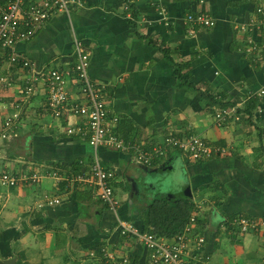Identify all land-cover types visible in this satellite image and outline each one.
Listing matches in <instances>:
<instances>
[{"label":"crops","instance_id":"1","mask_svg":"<svg viewBox=\"0 0 264 264\" xmlns=\"http://www.w3.org/2000/svg\"><path fill=\"white\" fill-rule=\"evenodd\" d=\"M258 7L264 8V0H77L68 11L53 12L30 39L15 45L35 68L46 71L73 65V38H78L108 113L118 115L117 125L134 131L129 138L143 147L160 143L168 132L195 133L227 145L228 154L202 160L170 148L150 165L153 170L135 161L131 151L101 149V164L114 170L113 185L123 190L117 197L118 214L138 228H143L144 208L154 197L166 195L150 188L151 175L174 168L184 173L179 185L189 187L195 213L189 234L204 238L199 247L191 244L190 264H264V230L243 231L235 222L237 214L256 217L264 212V152L256 149L264 146V28L249 24L264 18ZM196 10L210 13L215 24L189 23L186 13ZM247 35L257 44L253 51H245ZM164 52L174 61L189 62L184 71L199 89L218 99L224 92L233 102L228 105L238 106L239 118L217 124L213 113L219 106L208 104L199 89L179 86ZM26 72L0 48V75L13 79L9 87L0 85V130L15 103L21 105L16 135L0 136V172L20 173L38 165L45 170L39 181L0 186V264L18 259L33 264H148V248L119 231L115 214L91 186H75L90 191L74 198L73 188L67 190L64 180L52 174L53 169L68 170L64 165L83 157L91 146L78 135L63 140L66 124L83 118L54 116L46 107L42 78L32 94L21 97ZM66 88L77 100L80 90L73 75ZM250 95L258 102L245 119L240 108ZM47 195L60 200L45 202ZM172 195L181 196L176 191Z\"/></svg>","mask_w":264,"mask_h":264},{"label":"built area","instance_id":"2","mask_svg":"<svg viewBox=\"0 0 264 264\" xmlns=\"http://www.w3.org/2000/svg\"><path fill=\"white\" fill-rule=\"evenodd\" d=\"M197 1L201 2L202 0ZM73 2H77V0H6L4 4L0 2V48L4 50L11 64L19 63L18 66L26 68L27 71L23 75V95L21 97L26 99L32 94L36 88L37 79L42 78L46 86V107L56 117L67 118L69 115L82 117L83 121L66 124L64 131L87 136L93 149V160L87 168H82L79 172L66 173L53 169L52 174L57 180L66 182L67 190L82 184L91 186L94 195L115 214L119 231L126 236H134L148 248V264H190L188 254L191 244L199 247V244L204 240L201 235L191 238L189 234L191 225L195 222V213H190L189 219L181 231L169 239L164 236H156L151 231L140 230L131 221L121 218L118 214L120 202L112 186L114 170L101 164L97 149L104 145L109 148L131 151L135 161L147 166L159 162L167 155L170 148H176L186 157L192 159L228 154L229 149L227 145L211 142L195 133L168 132L164 134L160 143L149 147H143L139 142L126 140L116 129L118 115L108 113L106 100L101 90L90 78L88 52L76 37L73 38L74 63L68 68L53 67L46 71L39 70L32 65L28 55L15 49L18 41L30 39L53 12L68 11ZM162 10L164 11V8ZM257 11L264 14V8L258 7ZM185 19L189 23L207 27L215 24V18L203 10L189 11L186 13ZM249 24L264 28V18L251 21ZM240 29L247 30L245 25H240ZM245 41V51H253L257 48V44L251 36L247 35ZM69 75L74 76L80 90V95L75 101L66 88ZM12 83V77L7 74L0 75L1 86L9 87ZM263 91L264 89L261 88L260 93ZM238 111V106H219L215 109L213 116L215 122L219 124L228 117L239 118ZM20 113L21 105L16 102L10 113L2 120L0 130L2 138L16 135L15 128ZM40 167L38 165L35 169L20 171V173L3 170L0 172V183L12 186L20 181H39L45 171ZM43 200L52 203L58 202L60 199L57 196L50 198L47 195ZM235 222L240 225L243 231L264 230V214L256 217L241 215L236 218ZM191 240L194 241L190 242ZM193 255L196 256V254Z\"/></svg>","mask_w":264,"mask_h":264},{"label":"trees","instance_id":"3","mask_svg":"<svg viewBox=\"0 0 264 264\" xmlns=\"http://www.w3.org/2000/svg\"><path fill=\"white\" fill-rule=\"evenodd\" d=\"M130 5L132 6V3H130ZM132 13L134 14V12ZM130 19L134 20V18H130ZM244 44L246 45L245 39H244ZM164 53L166 54V58L173 63V72L177 77L179 86H186L189 88L192 87V88L199 89L198 86H196V84L188 80L187 78L188 71H186L187 69L184 71V69L189 66V62L174 61L170 56H167L166 52ZM199 90H200L201 96H203L205 100L207 101V103L210 105L217 104L218 106H225V105L233 103L229 99L225 98L226 94L224 92H220L222 97L218 99L211 92H207L201 88ZM257 102H258L257 97L253 95H250L245 100V103L243 104L242 108H240V110L243 112L245 116L244 117L245 119L251 118L253 114V110L254 108H256ZM117 126L118 127L116 129L120 135H122L126 140L133 141V139L129 138V136L131 135H129L128 133L133 134L134 131L133 132L132 131L130 132L129 130L122 131L120 127V123ZM64 133L65 134H63L62 138L65 141H68L69 139L73 137H77L76 134L67 133L65 131ZM78 136L85 138L87 143H89L87 136H81V135H78ZM102 148L108 149L109 147L104 146V145L98 147L97 154L101 162H103V159L101 158ZM256 149L260 153L264 152V146H262V144H260L258 148ZM116 150H119V149H116ZM213 156H217V155H213ZM213 156H210V157H213ZM199 159L202 160L204 158H199ZM92 160H93V149L91 146V150L87 154H83V157L75 158L70 162V164L64 165V167L68 168V170L65 171V170H62L61 168L60 169L58 168V171L62 173H66L67 171L68 172H79L82 168L87 167V165H89L92 162ZM56 161H59V160H56ZM59 164L63 166V164L61 163ZM61 182L63 183V181ZM65 185H66V182H65ZM84 191L87 192L90 190L78 189L74 186L73 190L70 193V196L76 198L79 195L83 194ZM193 207H194L193 200H191L187 196L181 195V196H173L171 198H168L164 195H161L158 197H154L152 201L147 205V207L144 208V211L141 213V218L143 219V228H139V229L144 230V231H151L156 236H166V237L172 236L176 234L177 232L181 231L185 223L188 221L189 215ZM262 214H264V212ZM239 215L240 214H237V216ZM243 215L250 216L251 214L244 213ZM15 264H33V263H29L22 259H18V261Z\"/></svg>","mask_w":264,"mask_h":264},{"label":"rangeland","instance_id":"4","mask_svg":"<svg viewBox=\"0 0 264 264\" xmlns=\"http://www.w3.org/2000/svg\"><path fill=\"white\" fill-rule=\"evenodd\" d=\"M182 175H184L183 172H181L178 168H174L173 170H167L163 173L161 172L158 174L151 175V177L149 179L150 181H148V182H149V185L151 186L150 188L152 190L154 187H155V189L160 188L161 191L163 192V194L172 195L174 193V191H176L179 194H182L181 192L185 188V186H183V187L181 186L184 183L183 181H181L183 178ZM31 182H34V181H31ZM179 184H181V185H179ZM142 185L146 186L144 183H142ZM0 186L9 187V185L1 184V183H0ZM112 186L114 188H116L117 197H120V196L122 197L123 196V192H122L123 190L121 189V186L119 184H116L114 186L113 181H112ZM166 195H164V196H166Z\"/></svg>","mask_w":264,"mask_h":264},{"label":"water","instance_id":"5","mask_svg":"<svg viewBox=\"0 0 264 264\" xmlns=\"http://www.w3.org/2000/svg\"><path fill=\"white\" fill-rule=\"evenodd\" d=\"M145 167H149V170H153L154 168H150V166H147V165H145V164H143ZM168 167L170 168L171 167V165H168ZM164 168V167H163ZM182 194H180V195H182V196H189L190 195V191H189V187L188 186H185V188L182 190V192H181ZM167 197L168 198H170V195L169 194H167Z\"/></svg>","mask_w":264,"mask_h":264}]
</instances>
